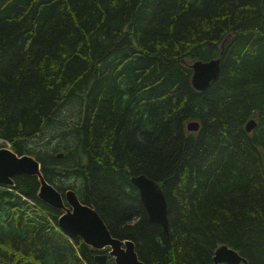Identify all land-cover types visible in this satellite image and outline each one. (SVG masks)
<instances>
[{
    "label": "trees",
    "instance_id": "obj_1",
    "mask_svg": "<svg viewBox=\"0 0 264 264\" xmlns=\"http://www.w3.org/2000/svg\"><path fill=\"white\" fill-rule=\"evenodd\" d=\"M218 56L195 89L191 63ZM0 140L145 264H215L222 243L264 264V0H0ZM135 174L161 185L167 234ZM39 186L0 183V264H97Z\"/></svg>",
    "mask_w": 264,
    "mask_h": 264
},
{
    "label": "water",
    "instance_id": "obj_2",
    "mask_svg": "<svg viewBox=\"0 0 264 264\" xmlns=\"http://www.w3.org/2000/svg\"><path fill=\"white\" fill-rule=\"evenodd\" d=\"M220 57L209 60L197 59L191 63V83L196 89H205L218 75ZM256 121L250 118L246 130L250 131ZM198 121H188L187 129L196 130ZM58 155H62L61 152ZM36 175L40 182L38 197L54 208L63 210L57 218V224L70 237H80L94 249L106 252L94 256L97 264H105L108 256L115 264H145L138 258L135 243L130 238H119L110 233L103 219L90 204L82 202L74 189L68 188L63 194L48 182L42 175L40 162L31 154H18L8 146L0 147V183L12 184L15 174ZM137 187L140 199L144 204L150 221L159 223L164 233H168L167 201L161 185L154 179L135 174L130 178ZM213 261L215 264H241L246 259L237 249L225 243L216 247Z\"/></svg>",
    "mask_w": 264,
    "mask_h": 264
},
{
    "label": "rangeland",
    "instance_id": "obj_3",
    "mask_svg": "<svg viewBox=\"0 0 264 264\" xmlns=\"http://www.w3.org/2000/svg\"><path fill=\"white\" fill-rule=\"evenodd\" d=\"M74 105H75V103H70V104H67L63 109H62V112H63V116H68L71 112H72V110L74 109ZM61 112V113H62ZM2 140H0V142H1ZM7 145H9L8 143H7ZM130 178H131V176H130ZM107 250V249H106Z\"/></svg>",
    "mask_w": 264,
    "mask_h": 264
},
{
    "label": "bare ground",
    "instance_id": "obj_4",
    "mask_svg": "<svg viewBox=\"0 0 264 264\" xmlns=\"http://www.w3.org/2000/svg\"><path fill=\"white\" fill-rule=\"evenodd\" d=\"M195 89H196V88H195ZM197 90H199V89H197ZM198 123H199V122H198ZM199 125H200V123H199ZM199 125H198V128H199ZM198 128H197V129H198ZM197 129H196V130H197ZM245 259H246V258H245ZM241 264H242V263H241Z\"/></svg>",
    "mask_w": 264,
    "mask_h": 264
},
{
    "label": "flooded vegetation",
    "instance_id": "obj_5",
    "mask_svg": "<svg viewBox=\"0 0 264 264\" xmlns=\"http://www.w3.org/2000/svg\"><path fill=\"white\" fill-rule=\"evenodd\" d=\"M61 192V191H60ZM64 192V191H63ZM63 192H61L63 194Z\"/></svg>",
    "mask_w": 264,
    "mask_h": 264
}]
</instances>
